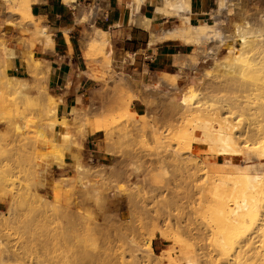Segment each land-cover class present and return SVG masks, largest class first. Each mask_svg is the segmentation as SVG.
Masks as SVG:
<instances>
[{
  "label": "rangeland",
  "instance_id": "1",
  "mask_svg": "<svg viewBox=\"0 0 264 264\" xmlns=\"http://www.w3.org/2000/svg\"><path fill=\"white\" fill-rule=\"evenodd\" d=\"M252 1L249 11L224 0L211 11L201 49L184 56L180 70L149 80L129 75L123 66L133 57L122 56L110 33L101 47L81 45L63 113L47 84L50 57L37 48L52 41L8 4L0 25L2 264H264V221L241 234L250 230L248 206L264 211V184L252 190L248 179L230 176L231 189H213L227 153L216 135L205 141L209 132L196 142L202 125L189 120V111L211 107L224 117L227 106L240 143L245 134L264 151V10ZM171 4L167 17L177 22L166 34L197 25L181 18L190 12L182 0ZM235 198L242 206L232 216Z\"/></svg>",
  "mask_w": 264,
  "mask_h": 264
},
{
  "label": "crops",
  "instance_id": "2",
  "mask_svg": "<svg viewBox=\"0 0 264 264\" xmlns=\"http://www.w3.org/2000/svg\"><path fill=\"white\" fill-rule=\"evenodd\" d=\"M35 1L31 3L33 22L50 34L52 39L51 49L43 51L42 43L37 48L50 57L45 58L49 62L47 84L56 88V95L62 97L59 107L62 113L70 109V103L73 101V94L70 93L73 90H66V86L70 81L71 67L76 64L74 52L81 45L86 44L92 27L108 31L111 42L122 51V56L129 53L133 57V61L126 63L123 67L137 80L141 78L149 80L155 74L156 76L168 74L169 70L177 69L173 61L176 55L186 56L193 50L190 45L181 43L178 39H164L166 32L173 29L177 18L156 14L157 0H145L139 6L138 11L135 2L129 7L132 0H76L75 7L67 5L63 0ZM2 2L3 0H0V25L7 20L8 15ZM215 2L216 0H190L189 22L192 24L201 21L208 23V20L212 19L211 11L216 6ZM253 2L252 0H241L249 11L252 9ZM257 4L264 10V0H258ZM81 6L83 10L78 8ZM83 11L87 13L84 15ZM136 11L139 15L150 18L148 29L130 24V13ZM152 36H155V39L158 37L159 41L148 46ZM82 82L83 79L79 84ZM92 134L90 133L89 136ZM235 159L237 157H230L231 163Z\"/></svg>",
  "mask_w": 264,
  "mask_h": 264
},
{
  "label": "bare ground",
  "instance_id": "3",
  "mask_svg": "<svg viewBox=\"0 0 264 264\" xmlns=\"http://www.w3.org/2000/svg\"><path fill=\"white\" fill-rule=\"evenodd\" d=\"M32 1L33 0H3V7H4V9L6 10L5 12H7V10H8V4H10L12 7H14V8H17V9H19L24 15H26L28 18H30L31 20H33V16H32V14H31V3H32ZM38 0H36L35 2H37ZM67 5H72V6H76V0H63ZM145 0H132V2L131 3H129V7L131 6V4L133 3V2H135L136 4H137V11H138V8H139V6L144 2ZM183 1V9H184V11H190V0H182ZM223 1L224 0H216V2H215V4H216V6H215V8L214 9H212L213 11H215V12H218V11H220L221 10V7H222V5H223ZM172 7V4H171V0H157V4H156V7H155V13L156 14H160V15H162V16H164V17H167L168 15H171L172 16V14L173 13H175V12H172V10H170V8ZM135 9V8H134ZM133 11V10H132ZM131 12L130 13V18H129V22H130V24L132 23V24H134V25H138V26H141V27H144V28H146V29H148L149 28V25H150V18H147V17H144V16H141V15H139L138 14V12ZM171 11V12H170ZM172 13V14H171ZM189 13V15H190V12H188ZM174 15H176V14H174ZM173 15V16H174ZM189 15L188 16H184V15H182L183 17H181L182 19H186L187 21H189ZM129 24V23H128ZM131 24V25H132ZM92 27V26H91ZM38 28V27H37ZM209 29H212V27L210 26V24L209 23H204V21H201V22H199V23H197V25L194 27V28H190V29H188L186 32H184L183 34H174V33H167L165 36H164V39H170V38H173V39H178V40H180L181 41V43H184V44H186V45H190L192 48H193V50H199V49H201L200 48V46H201V44H203L202 43V40H203V38L202 37H204V36H208L209 34H211V32L209 31ZM42 36H44L45 37V39H46V41L47 42H49V41H52V39H51V36H50V34H45L44 32H41L40 33ZM108 34H109V32L108 31H106V30H102V29H98V28H95V27H92V31H91V35H90V37L88 38V40H87V42H86V44H85V47H84V49H85V51H87V50H89L92 46H97V47H101V46H103L104 44H106V42H107V40L109 39L108 38ZM171 34V35H170ZM249 35V34H248ZM206 36V37H207ZM153 37V36H152ZM151 37V39L152 40H150L149 42L150 43H148V46H150L151 44H153V43H155V42H157V41H159V38L158 37H156V39L153 37L152 38ZM209 37V36H208ZM207 37V38H208ZM239 38H241L242 40V42L243 43H245V37H244V34L241 32V34H239ZM260 38V37H259ZM162 39H163V37H162ZM209 39V38H208ZM254 39V38H253ZM240 40V39H239ZM257 40V39H256ZM259 40V39H258ZM257 40V41H258ZM254 41V40H253ZM205 44V43H204ZM261 47V46H260ZM254 48H256V47H254ZM229 50V49H228ZM232 50V49H231ZM230 50V51H231ZM234 50H238V48L237 47H233V50L231 51V52H233ZM241 50V49H240ZM255 50V49H254ZM259 50V49H258ZM261 50V49H260ZM239 51V50H238ZM256 51V50H255ZM188 58V57H187ZM190 58H191V56H190ZM192 58H194V57H192ZM250 58V57H249ZM184 56H177L176 55V57H174V65H176V67H178V69L180 70L181 69V65H182V63L184 62ZM252 59V58H251ZM256 61V60H255ZM106 62H108V61H106ZM251 62V61H250ZM254 62V61H253ZM257 62H259V61H257ZM264 63V62H263ZM109 64V63H108ZM250 65V64H249ZM255 65V64H254ZM261 65H263L262 63H261ZM253 68V67H252ZM260 69V68H259ZM253 70V69H252ZM254 70H255V67H254ZM261 70H262V67H261ZM258 71V70H257ZM252 73V72H251ZM255 73V72H254ZM258 73H259V71H258ZM249 74V73H248ZM259 77V76H258ZM232 79V78H231ZM234 79V78H233ZM237 80V79H236ZM238 81V80H237ZM233 82V81H232ZM250 82V81H249ZM239 83V82H238ZM229 84H230V81H229ZM241 84V83H240ZM232 85V84H231ZM228 86V85H227ZM239 87V86H238ZM254 87V86H253ZM230 89V88H229ZM243 89V88H242ZM237 90V89H236ZM254 92V91H253ZM254 96V95H253ZM243 97V96H242ZM248 97V96H247ZM251 98V97H250ZM243 99V98H242ZM262 99V98H261ZM247 101V100H246ZM244 102V101H243ZM246 103V102H245ZM194 104H195V102H194ZM218 104V103H217ZM192 105V104H191ZM190 105V106H191ZM196 105V104H195ZM219 105V104H218ZM197 106V105H196ZM199 106V105H198ZM243 106V105H242ZM258 106V105H257ZM208 108V107H207ZM222 108H224L225 110H227V114H226V116H224V117H222L221 116V118H220V113L218 114V111L216 112L214 109H212V107L211 108H209V109H204L203 111H201V110H199V113H201V115L199 114V115H197L196 113L198 112L197 110H191V109H193V107L191 108V109H189V108H187L186 110H187V113H188V111L189 110H191V111H189L190 113V118H189V120H190V123L191 124H193V125H196V124H199V125H202V127H201V130H203L202 132H201V130H200V132H201V134H200V132H199V134H200V136H199V134H198V136H197V139H196V142H197V140L200 142V141H202V142H205V141H208V143H209V140L208 139H210V138H214L213 136H217V138H216V136H215V138H216V142H218V145L216 144V142H211L210 144H212V143H214V144H212V145H217V147L218 146H220V148H221V146H222V148H223V152L226 154L227 153V156L226 157H224V161L222 162V165H221V167H222V171L224 172L223 173V176L218 180V182L217 183H212L211 185H212V188L213 189H228L229 190V188L231 189L233 186L230 184V181L231 180H233L232 178H234V177H230V176H236V179H238V178H245V179H248L250 182H251V189L253 190V189H256V188H258V186H261L262 184H264V170L263 171H261V172H259V170H262V169H260L262 166H263V163L264 162H262L261 161V159L262 158H264V151H261V150H255L254 148L257 146V144H256V146L255 147H253V145H255V144H252V142H249L250 144H252V145H250L249 143H248V137H246V135L244 134L243 136H241V137H243L241 140H243L244 142L241 144L240 143V134H239V136L237 137V136H235L234 135V133L235 132H233L232 130L236 127H233V129L231 128V123L233 124V122H230L232 119L231 118H233L232 116H234V114H235V112H233V109H231V108H229V107H227V106H225L224 107V105H223V107ZM236 108H237V106H236ZM250 108H252V107H250ZM258 108H261L260 106L258 107ZM198 109V108H197ZM223 109V110H224ZM235 109V108H234ZM224 110V111H225ZM250 110V109H249ZM263 110V109H262ZM201 111V112H200ZM221 111V110H220ZM243 111V110H242ZM255 111V110H254ZM259 111V110H258ZM261 111V110H260ZM264 112V111H263ZM259 112H257L256 114H258ZM252 114H254V113H252ZM260 114V113H259ZM258 114V115H259ZM243 117V116H242ZM241 117V118H242ZM249 118V117H248ZM243 120V119H242ZM213 121H216L217 122V128H212V123H213ZM237 121H241V120H237ZM258 121V120H257ZM212 124V125H211ZM242 124V123H241ZM199 125H197V126H199ZM197 126H193V127H197ZM239 126V125H238ZM250 128V127H249ZM248 128V129H249ZM207 129V130H206ZM246 129H247V127H246ZM245 129V130H246ZM247 129V130H248ZM251 130H252V128H251ZM250 130V131H251ZM261 130V129H260ZM206 131H207V133H206ZM238 131V130H237ZM259 131V130H258ZM257 131V132H258ZM211 134V137H210V134ZM245 132V131H244ZM203 133V134H202ZM204 133H206V134H204ZM252 133V132H251ZM209 134V135H208ZM202 135V136H201ZM208 135L209 136V138H208V136L206 137V136ZM260 135V134H259ZM251 136V135H250ZM249 136V137H250ZM253 136H254V134H253ZM203 137H206V138H204V139H207V140H205V141H203ZM246 138H247V140H246ZM246 141H245V140ZM251 139V138H250ZM191 140V139H190ZM210 140H212V139H210ZM250 141V140H249ZM256 141V140H255ZM191 142V141H190ZM189 142V143H190ZM187 143V142H186ZM221 148V149H222ZM257 148H259V147H257ZM218 149V148H217ZM221 149L219 150L218 149V151H219V153H220V151H221ZM260 149H262V147L260 148ZM263 150H264V148H263ZM222 152V153H223ZM263 152V153H262ZM218 153V152H217ZM230 157H237V158H240L241 159V164H235V163H231V161H230ZM259 166V170L257 169V167L256 166ZM227 177V178H226ZM230 178V179H229ZM234 180H235V178H234ZM231 186V187H230ZM263 186V185H262ZM231 191V190H230ZM234 191V190H233ZM225 192V191H224ZM232 192V191H231ZM235 192V191H234ZM236 194V193H235ZM227 195V194H226ZM263 196V195H262ZM228 197V196H227ZM256 198V197H255ZM258 199V198H257ZM263 199V198H262ZM233 200V199H232ZM238 200V199H237ZM251 200V199H250ZM257 201V200H256ZM230 202V201H229ZM244 202V201H243ZM251 202H253V201H251ZM233 207L231 206L230 207V211H228V213H229V215L231 214H234L235 212H236V210H239V208L242 206V205H240V202L238 203V201L236 202V198H235V200H233ZM254 203V202H253ZM241 204H243V203H241ZM244 204H245V202H244ZM251 204V203H250ZM264 204V203H263ZM225 206V205H224ZM229 206V205H228ZM248 206V205H247ZM247 206L246 205H243V207H244V210L247 208ZM250 206L252 207L251 209H250ZM250 206H248V210L246 209V212L248 213V220H247V223H248V229H250V230H245L243 233H241L242 235H245L246 234V232H248V231H251V230H253L254 229V225H257V224H259V225H261V224H263V223H261V222H263L264 221V211H262V209L261 208H263V207H253V206H255V205H250ZM229 208V207H228ZM241 210V209H240ZM242 211V210H241ZM241 211H240V214H241ZM198 213V212H197ZM221 213V212H220ZM236 213H238V211L236 212ZM234 215H236V214H234ZM234 215H232V216H234ZM231 216V217H232ZM237 218H239V217H237ZM243 219V218H242ZM239 220V219H238ZM232 222H234V221H232ZM231 223V222H230ZM243 223V222H242ZM244 224H246V223H244ZM243 225V224H242ZM238 226H240V224L238 225ZM257 227V226H256ZM261 228V227H260ZM243 229V228H242ZM257 232V231H256ZM256 232H253V234H256V235H258L260 232H262L261 230H260V232L257 234ZM238 233V232H237ZM263 234V233H262ZM261 235V234H260ZM235 236V235H234ZM238 235L236 234V242L235 241H233V242H235V243H239L238 241H237V239H238V237L240 236H238ZM259 236V235H258ZM261 237H263V239H264V236H261ZM168 238V237H167ZM234 238V237H233ZM241 239V238H240ZM259 239V238H258ZM230 240V239H229ZM261 241V240H260ZM248 243V242H247ZM263 243V242H262ZM264 244V243H263ZM223 245V244H222ZM233 246V245H232ZM232 248V247H231ZM223 250V249H222ZM224 251V250H223ZM256 254H257V252H256ZM230 256V255H229ZM264 256V255H263ZM257 260V259H256ZM262 260V259H261ZM0 264H2V261H1V256H0Z\"/></svg>",
  "mask_w": 264,
  "mask_h": 264
}]
</instances>
